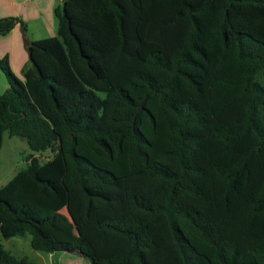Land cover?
<instances>
[{
    "label": "trees",
    "instance_id": "1",
    "mask_svg": "<svg viewBox=\"0 0 264 264\" xmlns=\"http://www.w3.org/2000/svg\"><path fill=\"white\" fill-rule=\"evenodd\" d=\"M53 14L22 79L0 57V143L51 152L0 186V236L90 264H264V0ZM15 24L0 17V36ZM0 264L38 263L0 244Z\"/></svg>",
    "mask_w": 264,
    "mask_h": 264
},
{
    "label": "crops",
    "instance_id": "2",
    "mask_svg": "<svg viewBox=\"0 0 264 264\" xmlns=\"http://www.w3.org/2000/svg\"><path fill=\"white\" fill-rule=\"evenodd\" d=\"M61 0H0V17L16 16L25 24L23 31L15 24L9 32L0 36V57L7 55L8 65L14 75L22 79L21 68L27 62L24 43L54 35L56 19L53 8ZM43 33L41 36H39ZM6 84L4 85V89Z\"/></svg>",
    "mask_w": 264,
    "mask_h": 264
},
{
    "label": "rangeland",
    "instance_id": "3",
    "mask_svg": "<svg viewBox=\"0 0 264 264\" xmlns=\"http://www.w3.org/2000/svg\"><path fill=\"white\" fill-rule=\"evenodd\" d=\"M59 5L61 2H57ZM56 30L54 31L55 35ZM41 33L39 36H41ZM7 83L3 73L0 71V93L4 90V85ZM100 96L103 94L98 93ZM32 153L40 160H45L51 156L49 150L43 152L31 151L24 139L12 135L9 136L6 132L1 134L0 143V186L4 184L18 169L25 166L24 157ZM0 244L2 247L15 257L24 256L28 260L37 262L38 264H90V262L82 257L76 251H54L46 253L39 250H34L29 246V235L12 236L4 238L0 236Z\"/></svg>",
    "mask_w": 264,
    "mask_h": 264
}]
</instances>
